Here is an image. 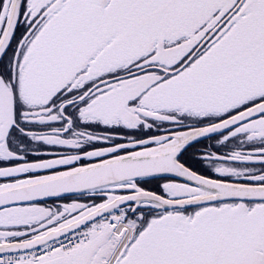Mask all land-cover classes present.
Segmentation results:
<instances>
[{
  "label": "snow or ice",
  "instance_id": "snow-or-ice-1",
  "mask_svg": "<svg viewBox=\"0 0 264 264\" xmlns=\"http://www.w3.org/2000/svg\"><path fill=\"white\" fill-rule=\"evenodd\" d=\"M0 264H264V0H0Z\"/></svg>",
  "mask_w": 264,
  "mask_h": 264
}]
</instances>
